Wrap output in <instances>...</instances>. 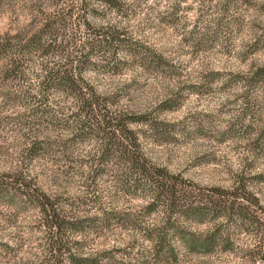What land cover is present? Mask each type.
<instances>
[{
	"label": "rangeland",
	"instance_id": "1",
	"mask_svg": "<svg viewBox=\"0 0 264 264\" xmlns=\"http://www.w3.org/2000/svg\"><path fill=\"white\" fill-rule=\"evenodd\" d=\"M121 1L124 9L120 12L93 3L104 14L91 15L88 22L97 28L118 26L125 37L161 57L164 65L144 67L139 59H127L122 47L118 55L128 64L119 72H106L108 68L101 67L110 56L96 55L101 69L89 71L86 77L99 92L118 94L120 110L147 116L150 124L131 127L141 135L145 158L185 182L198 194L196 201L210 197L213 190L244 191L264 206V0ZM36 2L0 0V33H15L37 23ZM78 29L80 39L84 28ZM42 60L34 59L31 71ZM34 82L0 80V176L12 180L24 175L38 195L46 194L64 209L82 198L95 207L94 197L100 196L105 207L128 212L140 225L115 219L106 229L66 236L68 247L80 256L105 257L108 264L153 262L154 244L145 229L162 224L163 207L145 212V196L121 192L112 168H105L95 189L87 190L91 166L84 168V176L76 170L67 175V165L61 162L60 167L54 159L56 142L40 157L28 158L29 135L46 134L63 144L77 133L74 125L55 130L26 125L31 111L8 98ZM64 104L67 107L62 106L59 116L69 119L75 110ZM89 135L83 142L75 141L79 142L76 159H87L103 144L101 135ZM76 209L80 216L86 214L80 206ZM49 225L41 207L27 197L0 200V264H48ZM179 225L202 233L213 224L180 219ZM178 237L172 239L174 246L179 245ZM251 237L243 232L235 235L240 246H246ZM159 264L262 263L249 262L237 250L207 257L181 253L178 262Z\"/></svg>",
	"mask_w": 264,
	"mask_h": 264
},
{
	"label": "trees",
	"instance_id": "2",
	"mask_svg": "<svg viewBox=\"0 0 264 264\" xmlns=\"http://www.w3.org/2000/svg\"><path fill=\"white\" fill-rule=\"evenodd\" d=\"M36 1L39 5L37 23L15 33H0V80L6 84L36 81L34 86L17 90L13 99L8 98L22 103L31 111L26 122L29 128L44 126L55 130L74 125L77 133L72 141L63 144L46 134L29 135L28 158L40 157L48 148H54L51 142H56L58 149L53 151L54 159L59 166L61 162L67 165L68 170H64L67 175L76 170L84 176V168L91 166L87 190H94L97 177L105 173V168H112L116 186L121 192L131 196L141 192L145 196V212L163 207L162 224L145 229L147 239L154 244L153 262L142 261L141 264L175 263L181 253L207 257L231 254L237 250L244 253L249 262L264 264V206H260L258 200H252L251 193L244 191L229 193L213 190L214 194L210 197L196 201L194 197L198 194L189 190L185 182L165 169L155 167L145 158L141 135L131 127L140 123L150 124L147 116L120 110L118 94L99 92L86 77L89 71L105 67L108 68H105L106 72H119L124 64H128L118 55L122 47L126 48L123 50L127 59H139L144 67L153 63L164 65L161 57L152 54L141 42L125 37L118 26L97 28L88 22L89 16L103 13L94 8L93 3L120 12L124 9L122 1ZM80 26H83L84 33L82 38L77 39ZM96 55H109L110 61L99 68L94 59ZM36 58L43 60L38 63L37 69L31 71ZM64 102L75 110L69 119L59 116L62 106L67 107ZM89 133L101 135L104 142L93 155L88 154L87 159H76L75 148L90 136ZM76 140L79 142L76 143ZM20 176L12 180L0 176V200L27 197L41 207L50 223L51 253L48 264H108L105 257L80 256L68 247L65 237L86 234L88 230L106 229L115 219L133 223L131 214L105 207L98 195L93 200L96 201V208L82 198V202H76L77 205L71 202L70 208L64 209L46 194L38 195L37 190L25 181V176ZM78 206L83 208L85 215L75 212ZM180 219L213 225L207 232L197 233L179 225ZM131 225L135 227L140 223L134 220ZM240 232L253 237L246 246L237 244L235 235ZM174 237L179 238L178 246L173 244ZM74 244L78 242L74 241Z\"/></svg>",
	"mask_w": 264,
	"mask_h": 264
}]
</instances>
